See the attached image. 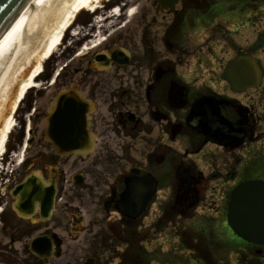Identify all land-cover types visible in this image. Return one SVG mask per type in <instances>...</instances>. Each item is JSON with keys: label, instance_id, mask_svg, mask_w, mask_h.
I'll use <instances>...</instances> for the list:
<instances>
[{"label": "flooded vegetation", "instance_id": "obj_1", "mask_svg": "<svg viewBox=\"0 0 264 264\" xmlns=\"http://www.w3.org/2000/svg\"><path fill=\"white\" fill-rule=\"evenodd\" d=\"M121 1L126 0H115L113 5H120ZM140 1L134 3V7L140 8L135 13L133 30L128 27L131 20L126 17L130 6L124 3L114 18H106L104 13L99 23L92 17L73 25L74 29L86 31L81 35L79 31L76 33L73 55L83 46L87 47L88 74L82 89L93 104L90 125L96 151L95 158L79 173L84 183L88 181V192L87 196L80 194L78 199L80 206L86 197L92 202L97 199L104 217L100 220L91 211L82 215L78 207L57 209L64 173L57 167L55 156L49 154L47 162L45 149H3L0 154V264H102L103 248L109 254L110 250L117 251L119 264L127 247L133 248L140 240L141 230V219L127 221L117 213L112 202L119 200L128 173L144 169L156 180L158 188L162 184L172 186L174 169L185 166L173 163L174 149L213 147L231 153L260 141L258 122L249 110L247 131L251 134L239 148L208 140L191 132L189 126L194 104L211 96L229 103V107L219 108L220 116L228 121L234 119L232 105L237 106V95L229 91L221 80V73L229 59L238 56L237 46L231 40L235 30L227 28L231 20L238 19L237 0H178L172 8L158 0L152 1L148 8L141 6ZM255 5L264 14V0ZM253 6L252 0L246 3V8L252 10ZM247 25L243 23L242 27ZM94 43L98 45L94 47ZM115 50L127 56V66L94 60V56L109 55ZM223 56L228 57L222 59ZM97 65L108 70L100 71ZM191 74L195 78L192 82L189 81ZM261 87L262 84L257 90ZM24 131L23 127L19 148ZM32 134L35 138V133ZM253 156L256 166L251 162L246 165L238 181L244 179L245 170L250 173L245 177L264 181V151ZM29 177L36 186L54 179V207L49 216L40 208L32 209L22 199V186ZM102 186H105L104 192ZM106 204L107 210H104ZM98 227L101 229L94 232ZM111 237L116 240L111 241Z\"/></svg>", "mask_w": 264, "mask_h": 264}, {"label": "rangeland", "instance_id": "obj_2", "mask_svg": "<svg viewBox=\"0 0 264 264\" xmlns=\"http://www.w3.org/2000/svg\"><path fill=\"white\" fill-rule=\"evenodd\" d=\"M45 1L42 5L45 4ZM114 1L101 0L98 4L90 7V10H84L76 15L68 30L61 35L60 46L52 56L41 62V66L33 79L34 86L24 95V98L17 104L16 111L12 113V105L15 102L19 85L35 69L37 54L41 52L43 44L47 41L46 35L49 31L45 29L32 42L28 41L26 43L23 40L24 49L22 48L17 52L19 54L16 58L23 63L28 62V59L30 60L29 63H24L25 70L21 72L24 79L14 80L10 93H7L8 100L6 102L2 101V99L0 100V110L4 108V120L0 122V129L6 118H11L13 121V127L8 134L5 149H19L21 130L24 127L26 137L29 131L35 133L34 143L31 147L25 149H45L47 162L50 160L49 154L55 156L54 151L43 140V118L47 108L59 91L70 86L83 90L82 84L86 81V76L83 75V72L85 71L87 59L81 56V53L85 52H78L75 57L73 55L76 46L75 41L78 37L76 33L79 31L81 35L86 31L85 28L74 29L73 25L76 22L80 23L85 18L90 19L92 17L96 23H99L103 20L102 14L104 13L106 18H114L120 14L119 8H122L123 3L130 6L127 13L130 9L136 13L140 8L139 6L134 7V3L138 0L121 1L120 5H113ZM152 1L154 0H141V6L150 8ZM111 4L113 5L112 10L107 11ZM93 9L94 12L90 13ZM262 13L263 11H258L256 18H251V15L246 13L245 15L250 18L247 26L242 27L238 20H231L230 25L227 26L228 29L235 30L234 34L231 35V40L237 46V54L246 52L257 59L263 72L262 87L259 90L247 91L236 97L238 103L247 108V111L249 110L250 113L254 112L255 119L258 122L257 135L260 137V141L253 144V146H247L231 153H226L222 149L213 147L202 149L197 153L191 151V146L189 149H174L173 163L194 166L195 170L202 174L203 183L199 188V203L191 211L192 216L190 219L180 218L178 215H172L168 219H164L165 209L173 201V187L170 184L159 186L156 196L153 198L148 211L144 214L140 223V229L145 232L150 241L144 244L145 249L152 252L156 251L155 255L159 256V258L166 255L170 258L172 256L173 259H176V257L180 258V256L188 257V252L184 251V246L181 245L176 234L181 226L186 227L192 222H201L203 217L213 221L221 237L227 235V228L223 222L221 212L222 207H225L226 196L231 188L239 182L240 171L251 161L252 156L259 151H264V14ZM136 17L137 15H134L131 19L127 17V20H131L128 26L131 30L134 28ZM53 22H50L49 27H51ZM227 57L223 56L222 59ZM76 70H80V72L76 73ZM194 80L195 78L191 74L189 81L192 82ZM95 154L96 151L85 159L68 157L58 160L57 167L62 169L65 181L62 183L63 191L57 209L65 211L78 207L82 215H85L87 211H91L100 220L104 217L102 207L100 208L96 203L97 199L92 202L89 197H86L87 200L84 201V204L81 206L79 204L78 196L80 194L87 196L86 185L88 181L80 188L74 187L70 182L74 174L83 173L82 167L92 161L95 158ZM19 160H21V157ZM104 190L105 186H102V192ZM155 226H157L156 229ZM100 229V227L95 228L94 232ZM101 251L100 262L102 264H116L118 262V254L114 250L110 251V254L105 252L104 248ZM120 252H124V249H121ZM230 261L231 264H236L237 262L234 257Z\"/></svg>", "mask_w": 264, "mask_h": 264}, {"label": "water", "instance_id": "obj_3", "mask_svg": "<svg viewBox=\"0 0 264 264\" xmlns=\"http://www.w3.org/2000/svg\"><path fill=\"white\" fill-rule=\"evenodd\" d=\"M30 0H0V37L7 31L19 16L21 10ZM45 0H34L21 14L13 26L3 35L0 47L24 24ZM170 6L177 0H166ZM230 90L242 93L256 88L260 82V71L256 62L247 57H239L230 61L222 74ZM227 104L215 98H202L192 108L189 126L192 132L203 135L228 147H239L247 134V123L243 111L237 110V117L230 123L220 116L219 108ZM91 104L82 93L72 90L61 91L53 100L44 120L45 141L55 149L59 158L80 156L85 158L93 151V136L89 132V114ZM243 138V139H242ZM237 140V141H236ZM28 143V145L31 144ZM232 150V149H230ZM134 172L125 177V190L119 200L113 199L115 209L123 216L135 220L141 216L151 198L157 184L142 173L141 180L134 177ZM178 187L176 190V207L185 214L198 202L197 186L201 178L193 177L189 170H177ZM140 181V183H138ZM79 177L73 179L74 185H80ZM54 183L49 186H36L32 179L24 186L23 198L31 204L32 209L40 204L45 205L49 214L52 210ZM227 224L233 234L246 243L264 247V184L247 183L238 186L230 196L227 207Z\"/></svg>", "mask_w": 264, "mask_h": 264}, {"label": "bare ground", "instance_id": "obj_4", "mask_svg": "<svg viewBox=\"0 0 264 264\" xmlns=\"http://www.w3.org/2000/svg\"><path fill=\"white\" fill-rule=\"evenodd\" d=\"M101 0H46L34 14L22 24L0 47V100H8L7 93L11 90L14 80L24 79L22 71L25 70V64L18 60L17 55L20 49H24L23 40L34 41L46 29L49 33L46 35L47 41L43 44L42 50L37 54L35 69L29 73L26 79L22 80L19 85L18 93L12 108L16 107L17 101L21 100L24 95L34 86L33 77L39 70L41 62L53 53L61 44V35L67 31L75 14L83 10L91 9ZM96 8V7H95ZM117 11V10H116ZM94 9L92 12L93 13ZM133 16V12H130ZM53 22L49 27L50 22ZM27 32V33H26ZM29 36H28V35ZM27 36V37H26ZM30 57V56H29ZM10 93V92H9ZM4 120V108L0 110V122ZM13 121L6 118L0 129V152L4 149L6 135L12 130Z\"/></svg>", "mask_w": 264, "mask_h": 264}, {"label": "trees", "instance_id": "obj_5", "mask_svg": "<svg viewBox=\"0 0 264 264\" xmlns=\"http://www.w3.org/2000/svg\"><path fill=\"white\" fill-rule=\"evenodd\" d=\"M190 217H186L189 219ZM177 237L188 257L173 259L172 257L159 256L153 259L158 264H231L232 255L237 257L238 264H260L263 263V255L256 256L257 248L247 245L239 240H226L214 235L212 224L192 222L188 226H181ZM145 238V237H143ZM141 254H143L141 252ZM135 258V257H134ZM148 260L140 255L138 260L130 259L127 264H150ZM153 260H151L153 262Z\"/></svg>", "mask_w": 264, "mask_h": 264}]
</instances>
